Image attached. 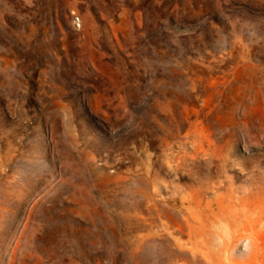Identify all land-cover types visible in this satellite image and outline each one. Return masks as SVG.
Instances as JSON below:
<instances>
[{"label":"rangeland","instance_id":"1","mask_svg":"<svg viewBox=\"0 0 264 264\" xmlns=\"http://www.w3.org/2000/svg\"><path fill=\"white\" fill-rule=\"evenodd\" d=\"M0 264H264V0H0Z\"/></svg>","mask_w":264,"mask_h":264}]
</instances>
